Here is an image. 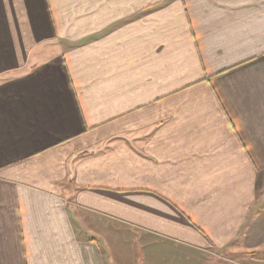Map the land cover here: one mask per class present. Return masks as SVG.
I'll return each instance as SVG.
<instances>
[{
    "label": "crops",
    "instance_id": "obj_1",
    "mask_svg": "<svg viewBox=\"0 0 264 264\" xmlns=\"http://www.w3.org/2000/svg\"><path fill=\"white\" fill-rule=\"evenodd\" d=\"M0 264H264V0H0Z\"/></svg>",
    "mask_w": 264,
    "mask_h": 264
}]
</instances>
